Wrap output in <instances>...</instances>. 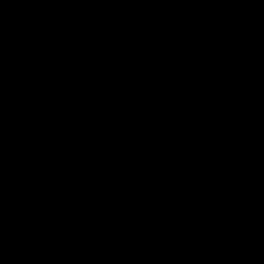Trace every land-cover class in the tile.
I'll use <instances>...</instances> for the list:
<instances>
[{
	"label": "rangeland",
	"instance_id": "374dc122",
	"mask_svg": "<svg viewBox=\"0 0 264 264\" xmlns=\"http://www.w3.org/2000/svg\"><path fill=\"white\" fill-rule=\"evenodd\" d=\"M0 68L23 99L41 95L31 111L50 96L64 109L32 135L41 164L23 217L38 251L14 259L74 264L101 230L110 264H202L247 206L264 0H0ZM218 132L246 159L239 173L195 158Z\"/></svg>",
	"mask_w": 264,
	"mask_h": 264
},
{
	"label": "trees",
	"instance_id": "16d2710c",
	"mask_svg": "<svg viewBox=\"0 0 264 264\" xmlns=\"http://www.w3.org/2000/svg\"><path fill=\"white\" fill-rule=\"evenodd\" d=\"M53 51L52 59L60 50L56 47ZM249 151L257 161L250 200L231 226L217 238L202 264H264V100L259 113V130ZM194 155L204 164L225 157L228 159L226 169L234 173H239L246 161L245 158L235 159L221 132L210 146L197 145ZM34 227L35 223L31 221L20 224L17 248L37 253L38 245L33 241ZM114 247L115 241L103 231L91 230L82 239L74 264H110ZM14 264L23 263L16 259Z\"/></svg>",
	"mask_w": 264,
	"mask_h": 264
},
{
	"label": "crops",
	"instance_id": "0c3cea01",
	"mask_svg": "<svg viewBox=\"0 0 264 264\" xmlns=\"http://www.w3.org/2000/svg\"><path fill=\"white\" fill-rule=\"evenodd\" d=\"M16 86L0 79V264H14L15 259L25 263L13 255L22 249L16 247L17 233L20 224L27 222L23 216L30 210L35 165L41 164V154L35 153L40 151L41 142H32V135L38 133L40 125L46 124V119L64 117L63 106L57 104L55 96L49 99L55 101L54 108L37 100L38 107L31 111L33 105L29 103H34V97L42 98L41 95L23 99L25 94ZM9 91L16 96L6 97L4 94Z\"/></svg>",
	"mask_w": 264,
	"mask_h": 264
}]
</instances>
